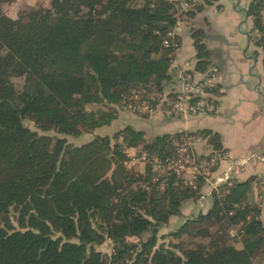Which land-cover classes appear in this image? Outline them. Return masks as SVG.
Wrapping results in <instances>:
<instances>
[{"label":"trees","instance_id":"16d2710c","mask_svg":"<svg viewBox=\"0 0 264 264\" xmlns=\"http://www.w3.org/2000/svg\"><path fill=\"white\" fill-rule=\"evenodd\" d=\"M4 2L0 264H264V220L251 196L253 178L222 184L212 191L207 212L183 217V206L200 200L205 176L193 188L172 171L153 172L156 158L176 157L183 133L149 137L128 126L114 134L122 144L113 146L110 136H96L82 147L67 139L110 125L114 107L129 104L135 94L150 99L164 92L173 79L174 45L181 44L177 34L164 46L176 27L179 3L50 0L14 19ZM216 2L190 1L186 23ZM262 10L264 0H253L248 14L263 51L264 81ZM205 38L204 28L192 27L200 73L212 67ZM212 141L218 142L215 134ZM123 145L146 152L145 170L124 165ZM173 218L185 220L170 235L187 241L160 244L159 231ZM106 242L112 246L109 257L98 250Z\"/></svg>","mask_w":264,"mask_h":264},{"label":"crops","instance_id":"0c3cea01","mask_svg":"<svg viewBox=\"0 0 264 264\" xmlns=\"http://www.w3.org/2000/svg\"><path fill=\"white\" fill-rule=\"evenodd\" d=\"M252 1L217 0L215 5L207 6L203 12L198 13L192 22L183 24L178 32L181 44L173 65L183 66L186 63L189 68L198 72L195 68L197 51L193 47L191 29L193 26L204 28L205 43L212 53L211 66L220 71L218 88L222 89V93L219 105L212 115L183 116L174 121L164 119L155 129L158 130L157 135L172 134L180 130L215 134L217 143L212 141L213 134L195 142L199 152L208 150L210 153L219 146L225 154L212 180L224 177L227 171L237 182L253 178L251 196L259 204L261 218L264 220L263 51L255 44L257 32L248 14ZM199 77L197 74V78ZM207 142L214 144L213 148ZM212 191L210 182L203 189L202 197L205 202H190L186 204L187 207L197 210V214L202 211L201 207L210 208L213 204Z\"/></svg>","mask_w":264,"mask_h":264},{"label":"rangeland","instance_id":"374dc122","mask_svg":"<svg viewBox=\"0 0 264 264\" xmlns=\"http://www.w3.org/2000/svg\"><path fill=\"white\" fill-rule=\"evenodd\" d=\"M172 1H176L180 4L181 3L189 4L190 1L192 0H172ZM200 1L203 3L205 0H200ZM49 2L50 0H5L2 8H4V11L8 16L17 19L18 17L22 16L24 13L29 12L33 9L45 8L46 6L49 5ZM189 5L190 7H187V9L189 8L188 10L192 8L191 4ZM184 12H186V10ZM263 18H264V14H263ZM182 20L183 21L181 24L182 25L181 28L183 27V24L186 23L185 15H183ZM262 23L264 24V19H262ZM174 86L176 88V86L178 85L176 84ZM178 91L179 90L176 91L168 90L166 86L164 88V92L162 93L158 92L155 95L157 96L156 99L155 96L151 97L150 99H147L139 94H135L133 101H131L129 104L125 106L117 105L114 107L115 111L113 110L112 113L115 118L113 119L110 125L94 130L91 133H85L79 138H74L69 136L67 137L68 142L72 143L75 146L82 147L84 145L90 144L91 141H93V139L96 136H110L112 138V144H111L112 146L117 143L122 144L121 139L117 140L116 138H114V134L117 133L118 131L123 130L128 126L132 127L133 129L143 131L149 137H155V135H157L156 133L158 132V130L155 128L158 127V124L161 121H163L164 119L169 121H174L179 118H183L182 115H179L177 113L168 117L166 113L163 111L165 107L167 108L176 100V94ZM154 100L156 102L155 104L153 103ZM141 102L142 103L145 102V104H147V110L141 106ZM189 116L191 115H186V114L184 115V117H189ZM198 116H192V117H198ZM25 125H27L29 128L33 130H36V127L34 126L33 122L27 120L25 122ZM177 133H183V136L180 138V141L177 142L176 157L166 159L165 161H161L156 158V160H154V165L152 166L153 172L155 174L164 175L172 171L179 178L182 179L183 183L186 186L193 188H197V180L199 176H205L206 182L202 187V196H203V189L210 182L212 183V190L217 189V187H220L222 184H231L233 179L229 171L226 172L224 177L218 178L215 181L212 180L214 176L213 174L219 169L220 164L225 157V154L222 150L220 151L216 150L215 148H213L214 144L212 145V143L207 142L209 147L212 146L213 148L212 151L210 153L208 150H206V152L205 151L199 152L197 151L198 144L196 145L195 142L199 138H204V135L199 134L197 137L194 138L187 134L189 132L182 130L172 134H177ZM48 134H54V133L49 131ZM123 147H124V155L126 156L125 160H123L124 165L130 171L145 170L149 162V158L146 152L143 151L142 149H136V148L131 149L125 145H123ZM215 154L218 155L221 154V156L219 157V159L214 161L215 163H212L211 157ZM143 155H146V160H141V157ZM179 163L182 164L178 166ZM235 164H238V162H235ZM232 169L233 167L231 166L230 170ZM202 196L198 202H194V201L191 202L194 204L200 203L202 201L205 202L204 197ZM187 206L188 205L184 206V210L182 209L183 217H191L197 215L198 212L197 210L193 211L191 207H187ZM201 208L203 213L207 212V210L209 209L207 208V206ZM184 220L185 219L183 218H173L171 221V225H169L168 227L161 228L158 234L159 243L160 244L165 243L166 245H171L172 243H179L182 240L187 241V239H184V237L181 240H177L175 237L170 235L171 233L176 232L179 229V226L183 223ZM229 234L231 235V237L235 236L237 234V228L230 229ZM130 241L136 242L137 239H131ZM98 250L103 254L104 257H109L112 254V246L110 242H106L102 246H99Z\"/></svg>","mask_w":264,"mask_h":264},{"label":"built area","instance_id":"2783aa9c","mask_svg":"<svg viewBox=\"0 0 264 264\" xmlns=\"http://www.w3.org/2000/svg\"><path fill=\"white\" fill-rule=\"evenodd\" d=\"M187 7H190V5L186 3H179L176 13V27L174 31L168 33L167 39L164 41L165 47H170L172 39L180 31L183 21V13L185 10L187 11L189 9H187ZM262 14H264V10H262ZM174 47H176V54L180 47L176 44ZM173 61L170 68L171 73L173 74V79L166 86L168 90L179 91L176 94V100L170 106L164 108L163 111L166 115L169 117L177 113L182 116L185 114L198 116L212 115L216 113L219 105L220 94L222 93V89L218 88L220 80L219 68L211 67V69H209L206 73H196L192 68L188 67V64H184L183 66H174ZM197 74L200 75L199 78H197ZM176 84L178 86L175 88L174 85ZM141 106L147 110V104H145V102H141ZM220 156L221 154L213 155L211 157L212 163H215L214 161L219 159ZM141 160H146V155H143ZM181 164L182 163H179L178 166Z\"/></svg>","mask_w":264,"mask_h":264}]
</instances>
